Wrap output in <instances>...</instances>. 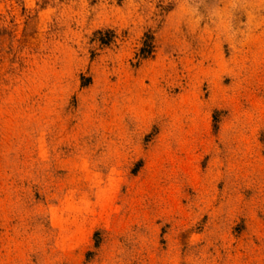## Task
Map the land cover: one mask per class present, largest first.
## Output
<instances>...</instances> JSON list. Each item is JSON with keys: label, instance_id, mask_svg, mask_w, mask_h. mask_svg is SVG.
Instances as JSON below:
<instances>
[{"label": "rangeland", "instance_id": "obj_1", "mask_svg": "<svg viewBox=\"0 0 264 264\" xmlns=\"http://www.w3.org/2000/svg\"><path fill=\"white\" fill-rule=\"evenodd\" d=\"M0 264H264V0H0Z\"/></svg>", "mask_w": 264, "mask_h": 264}]
</instances>
